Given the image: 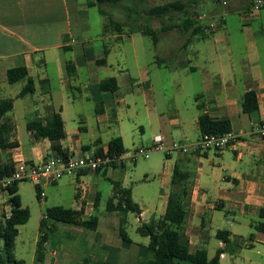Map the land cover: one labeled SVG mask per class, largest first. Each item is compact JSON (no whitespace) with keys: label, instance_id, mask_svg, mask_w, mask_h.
<instances>
[{"label":"crops","instance_id":"crops-1","mask_svg":"<svg viewBox=\"0 0 264 264\" xmlns=\"http://www.w3.org/2000/svg\"><path fill=\"white\" fill-rule=\"evenodd\" d=\"M255 1L253 0V3ZM238 6L243 7L239 2ZM88 8H91L89 0H0V100L14 99V109L10 117L16 127L15 140L19 143L17 148L0 151V166L14 165V161L19 159L41 163L54 156L50 140H37L34 134L27 130V124L45 119L50 111L61 112L65 127V139L61 141V146L71 155L79 157L84 154H96L99 150L107 151L109 142L116 137H121L125 146L122 117L126 112L125 106L129 105L124 95L137 92L146 99L148 93L153 90L151 70L146 64L141 65L137 61L136 78L130 72L119 70L105 78H116L118 91L116 93L102 91L100 85L104 79L99 74L98 60L107 48L109 54L105 66H108L112 50L107 46H92L93 42H84L89 44L87 47L85 44L79 45L78 35L81 37L84 35L81 21L83 13ZM203 27L205 38H194L189 44H186L187 41L179 44L180 52L188 50V47L193 49L190 53L183 52V57L175 66L177 69H186L201 75L203 92L199 93L200 90H197L191 94H196L198 109L193 108L189 111L176 107L168 113L170 115L168 118L163 112L162 114L157 112L156 107L154 113L147 107L148 125L162 126V130L170 135H158L164 144L166 139L169 141V147L177 141L189 146L187 153L174 152L169 155L170 158L174 156V164L169 165L171 168L162 179L164 189L153 219L157 220L166 213L169 195L177 189L172 186V178L175 167L179 166L190 174L191 181L194 182L186 227L190 251L194 253L198 249L207 250L211 236L209 229L212 228L213 221L218 219L222 225H226V228H218V231H229L244 242V246L236 255L226 251L221 255V264H225L226 261L235 264L233 256H237L243 248L251 249L256 245L264 248V234L255 230V225L261 221L259 211L264 206V139L253 134L254 125L264 120V42L262 46L255 45L248 50L247 55L241 59L245 74L244 78L237 79L232 43L229 39L218 38L216 36L218 30H207V24ZM122 33L110 34L114 40H120ZM134 35L132 32L129 36L131 42H135ZM168 38L165 39L167 41L165 57L172 56L170 49L173 43ZM200 40L204 42L202 47L200 44L196 45ZM224 43L229 48L228 56L220 52V45ZM67 51H72L70 59L66 56ZM45 53L55 57L53 60L56 70L53 72L47 68ZM40 54H43V57H39ZM158 60L159 63L164 62L162 58ZM69 63L75 68L72 76L67 69ZM23 66L27 67L29 76L35 82V91L18 98L26 81L10 84L7 72L11 68ZM83 76H86L85 82ZM74 90L80 93L79 99L82 101L89 98L93 100L95 108L88 115L77 109V98L72 94ZM248 91H255L257 94L259 111L256 114L243 112V97ZM197 97H200L199 101ZM18 100L21 101L23 109L22 117L19 119L14 114ZM200 104L204 105V112L211 118L231 122L232 132L238 137V141L232 147L223 152H201L197 149L196 145L201 138L198 120L203 112L199 108ZM113 123L118 125L115 130L116 136H110L104 142L103 135ZM22 125L31 135L30 146L25 147L20 140ZM81 127H84V130ZM121 167L124 170L125 166L117 164L101 171L80 172L76 176H71L76 191V207L73 210L81 212L82 219H89L98 211L102 198L99 191L102 179L112 185L119 183L122 189H130L126 187L127 174L120 178L117 173ZM115 174L119 180L110 178ZM49 185H59V181L44 184L45 192ZM113 196L114 188L109 201ZM8 197L0 193V215L9 216L11 213ZM140 208L142 213L139 216L132 214L139 227L151 221L146 219V210L141 206ZM5 212L6 214H3ZM111 214L114 217L106 218L103 223L99 219L98 228L95 230L67 224L78 228L81 234L85 232L84 230L93 232L94 236L89 240V244L83 245L91 250L90 253L83 251L79 246H71L66 250L54 247L48 236L44 243L42 264H80L85 261L92 264L117 261L123 264H137L139 257L146 259L149 255L146 247L150 242L148 245L140 246L133 244L132 240L123 241L119 233L121 216L118 212ZM40 236L39 226L38 241ZM38 241L35 244L33 264ZM225 247L224 242L219 240L218 249Z\"/></svg>","mask_w":264,"mask_h":264},{"label":"rangeland","instance_id":"rangeland-1","mask_svg":"<svg viewBox=\"0 0 264 264\" xmlns=\"http://www.w3.org/2000/svg\"><path fill=\"white\" fill-rule=\"evenodd\" d=\"M95 1V0H92ZM175 0H149L148 2L135 3L134 0H126L121 5L109 6L100 5L95 1V5L88 8L82 17V28L84 35H78V43L85 44L91 43L92 46H107L112 53L109 57V64L99 65V74L102 79H105L111 74L121 70L122 72H130L134 78L137 77L136 64H146L150 67L153 90L148 93L147 98H143L140 93L125 94L126 102L129 105L126 107L122 127L125 135V147L127 153L132 154L135 149L144 148L148 149L153 146V143L158 135L167 134L162 130V126H149L146 120V114L149 113L147 107L152 109L156 107L157 112L164 113L165 117L169 118V112L176 107H181L184 110L198 109L196 106V94L191 95L193 92L202 88V78L199 73H193L186 69H177L175 66L183 57V52L190 53L193 48L180 52L179 44L186 42L191 32H183L180 29L184 13H175L164 18H154L148 15L150 6L160 5ZM184 2H191L194 15L197 19L200 14L206 15L208 21H201V24H208L210 21L219 22L221 18L222 24L212 31L218 30L216 36L218 38H226L232 43L235 61V72L237 79H242L245 70L241 59L247 55L248 50L252 49L255 45L262 46L264 42V9L259 13H247L248 9L253 5V0H218L212 2L211 0H182ZM227 5H224V2ZM238 2L243 7L238 6ZM246 6V7H245ZM196 7V11L195 8ZM101 10L106 11V16L101 14ZM110 19L122 25L121 31H117L116 27L110 24ZM202 25V26H204ZM81 28V27H80ZM168 28V29H167ZM139 29H151L157 32L160 42L154 43V39L150 35L142 33H134V41L131 42L129 36L133 31ZM165 29L166 31H164ZM123 32L120 40H114L112 34ZM169 37L172 42L170 52L172 56L165 57L164 50H167L165 39ZM85 42V43H84ZM204 46L203 41H197L196 45ZM89 44H85L87 47ZM184 50V49H182ZM220 52L228 56L229 48L224 43L220 45ZM72 51H67L66 56L70 59ZM192 56V55H191ZM39 57H43L40 54ZM46 62H48V70L53 72L56 70L55 60L53 55L45 53ZM101 55L100 58H102ZM55 58V57H54ZM159 58L164 59V62L159 63ZM53 60V61H52ZM195 63V61H194ZM84 82L86 76H83ZM72 94L77 98V109L84 112L86 115L92 111L95 106L91 98L82 101L80 93L76 90ZM86 106V107H83ZM22 104L18 100L14 114L22 117ZM162 114V113H161ZM20 124V121H19ZM162 125V124H159ZM87 126V125H86ZM140 126H142L140 128ZM118 128L116 123L108 129L103 135V141L106 142L110 136H116L115 130ZM20 140L22 144L30 146L32 138L30 133L22 125L20 127ZM167 136H170L167 134ZM179 142V141H177ZM165 149L169 148V141L165 139ZM174 154V153H173ZM174 157V156H173ZM173 157L170 158L167 150L158 151L150 154L149 158L139 157L137 161L131 159L125 160L123 166L124 170L119 169L117 173L120 178L127 174V188L132 190L133 200L139 204L147 212L146 219L148 221L154 218V212L159 203V197L163 192L164 186L162 179L164 178L167 170L174 164ZM117 180V174L110 177ZM119 180V179H118ZM71 177L66 176L59 181V185H49L46 187L45 199L37 197L36 184L31 181L23 182L20 184V196L22 198L23 206L29 208L31 218L29 222L21 227L20 236L17 240L16 256L19 259L25 260V264H33V255L35 251V244L39 237V226L42 218L45 217V212L48 208L54 206H63L68 209L76 207L75 187L72 184ZM170 186V184H169ZM113 185L105 180H101L99 191L101 192V204L96 212L101 223L106 218L112 219L113 214L107 212V202L113 193ZM39 192V191H38ZM2 214V213H1ZM3 214H6L3 213ZM220 215H224L220 213ZM50 227L54 230L49 232L51 244L62 250H66L71 246L80 247L83 251L90 253L91 250L83 245L88 243L91 237L94 236L93 232L84 230L80 233L78 228L71 227L67 224L49 222ZM222 225L221 221L215 219L212 228L209 229L211 235L208 241L207 251L210 258L215 256L219 247V239L215 236L218 228H226ZM139 223L136 222L134 215L128 216L127 230L128 234L136 245H148L150 239L141 236L137 232ZM4 255V242L0 240V256ZM152 259L151 255H147L146 259L139 257L137 264H149ZM235 264H264V248L256 245L254 248H243L237 256H233ZM120 260V259H119ZM145 260V261H144ZM148 260V262H146ZM110 264H123L120 261L109 262ZM225 264H232L226 261Z\"/></svg>","mask_w":264,"mask_h":264},{"label":"trees","instance_id":"trees-1","mask_svg":"<svg viewBox=\"0 0 264 264\" xmlns=\"http://www.w3.org/2000/svg\"><path fill=\"white\" fill-rule=\"evenodd\" d=\"M100 5L117 6L126 0H95ZM95 1L89 0V7L95 5ZM138 2H148L149 0H134ZM210 1V0H209ZM218 2V0H211ZM191 2L175 0L160 5L150 6L148 15L154 18H164L175 13H184L182 24L179 26L183 32H191L187 39V43L192 42L194 38H205L204 27L196 19L194 11L190 10ZM196 11V7L194 8ZM264 9V8H263ZM106 11L101 10V14L106 16ZM196 14V13H195ZM110 24L115 26L117 31H121L122 25L110 19ZM168 29V28H167ZM166 31L165 29H163ZM144 35H150L154 39V43H159L157 32L151 29H139L133 31ZM109 50L105 48L103 57L98 60L99 65L107 63ZM69 74L75 73L72 63L67 66ZM8 82L16 84L26 81L25 87L19 93L18 98H23L35 91V82L29 76L27 67L11 68L7 72ZM100 89L104 92L116 93L118 91V83L116 78H107L101 82ZM200 97H197V101ZM201 115L199 116V128L201 136L204 134H224L232 132V125L229 120H215L204 112V105L200 104ZM243 112L246 114H256L259 111L258 98L255 91L245 93L242 102ZM14 109V99L0 100V151L19 147L18 141L15 140L16 127L10 117ZM84 130V127H81ZM27 130L34 134L37 140L48 139L52 143L54 156H67L69 153L64 151L61 141L65 139L64 121L60 111H50V114L43 120L30 122L27 124ZM105 151L99 150L97 154H103ZM107 153L111 157H121L127 153L123 139L121 137L113 138L108 145ZM113 164L111 166H115ZM100 169L99 171L103 170ZM14 172L13 164L0 166V175H9ZM193 181L190 174L179 166H176L173 172L172 186L177 188L169 195L166 213L159 219H152L149 223H145L137 229V232L150 239V244L146 247L147 253L152 256L149 264H221V255L226 251L232 255L244 246V242L239 237H234L229 231H218L217 239L225 244V249H218L213 258H209L206 249H198L196 252L190 251V242L186 235V227L190 215V196L192 193ZM19 185L16 183L9 189L8 203L11 208L9 216L0 215V240L4 242V255L0 256V264H25L23 260H18L15 256L16 241L19 236V227L27 224L31 218L29 208L23 206L21 196L19 194ZM114 196L107 204V211L110 213L118 212L120 218L119 233L123 241L130 242L131 239L127 232L128 216L134 214L139 216L142 213L140 206L132 199L131 189H122L119 183H113ZM37 197L40 198L38 187ZM98 207V202H97ZM259 221L255 225V230L264 234V206L259 211ZM73 224L86 229H97L99 218L97 216L89 219H82V213L73 209H67L63 206H54L48 208L45 217L41 220L40 231L41 236L37 244V252L35 264H42L44 260V243L47 241L49 232L54 227L49 226V222ZM80 264H92L85 261ZM95 264H110L108 262H97Z\"/></svg>","mask_w":264,"mask_h":264},{"label":"built area","instance_id":"built-area-1","mask_svg":"<svg viewBox=\"0 0 264 264\" xmlns=\"http://www.w3.org/2000/svg\"><path fill=\"white\" fill-rule=\"evenodd\" d=\"M227 5V2H224ZM264 8V0H256L248 9L247 13H259ZM199 20L208 21L206 15L200 14ZM223 18L219 22L210 21L207 24V30H215L222 24ZM253 134L264 139V120L256 123L253 127ZM238 141V137L233 132L224 134H204L201 136L196 147L201 152L217 151L223 152L232 147ZM165 144L161 137H157L153 146L144 149L138 148L130 154L126 153L121 157H111L107 151L103 154H84L76 157L68 154L66 157L62 155L53 156L47 161L41 163H33L19 159L14 161V172L9 175H0V193L9 195V189L16 183L27 181L34 182L39 190L41 199L46 198V192L43 189L44 184H52L60 181L66 176H76L80 172H97L102 168L110 167L113 164L123 165L125 160L131 159L137 161L139 157L149 158L150 154L158 151L167 150L170 155L174 152H188V145L182 143H173L169 148L165 149Z\"/></svg>","mask_w":264,"mask_h":264}]
</instances>
